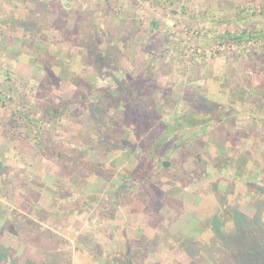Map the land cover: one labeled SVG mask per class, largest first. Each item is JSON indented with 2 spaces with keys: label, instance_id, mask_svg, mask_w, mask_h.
I'll list each match as a JSON object with an SVG mask.
<instances>
[{
  "label": "rangeland",
  "instance_id": "obj_1",
  "mask_svg": "<svg viewBox=\"0 0 264 264\" xmlns=\"http://www.w3.org/2000/svg\"><path fill=\"white\" fill-rule=\"evenodd\" d=\"M0 264H264V0H0Z\"/></svg>",
  "mask_w": 264,
  "mask_h": 264
},
{
  "label": "trees",
  "instance_id": "obj_2",
  "mask_svg": "<svg viewBox=\"0 0 264 264\" xmlns=\"http://www.w3.org/2000/svg\"><path fill=\"white\" fill-rule=\"evenodd\" d=\"M58 111H59V109H57L55 106H51L49 108L46 107L44 113L46 114V116H48V114H52V113H54V115H57Z\"/></svg>",
  "mask_w": 264,
  "mask_h": 264
},
{
  "label": "water",
  "instance_id": "obj_3",
  "mask_svg": "<svg viewBox=\"0 0 264 264\" xmlns=\"http://www.w3.org/2000/svg\"><path fill=\"white\" fill-rule=\"evenodd\" d=\"M163 165H164V167H169V163L167 162V161H165L164 163H163Z\"/></svg>",
  "mask_w": 264,
  "mask_h": 264
}]
</instances>
